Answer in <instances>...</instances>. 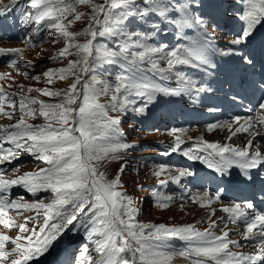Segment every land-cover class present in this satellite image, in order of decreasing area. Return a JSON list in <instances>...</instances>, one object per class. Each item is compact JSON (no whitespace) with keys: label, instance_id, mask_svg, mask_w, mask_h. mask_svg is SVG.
<instances>
[{"label":"snow or ice","instance_id":"1","mask_svg":"<svg viewBox=\"0 0 264 264\" xmlns=\"http://www.w3.org/2000/svg\"><path fill=\"white\" fill-rule=\"evenodd\" d=\"M75 2L89 4L92 8L93 23L80 32L69 31L67 24L63 22L68 13H75V19H80L81 16L72 3L65 4L64 0H30V7L35 13H25L23 16L24 23L34 22L39 25L44 22L65 38L67 43L60 50V56L70 54V49L74 48L80 59L69 61L66 68L48 69L43 73V76L49 77L53 72H57L61 79L66 78L68 74L75 76L74 82L63 93L41 90L44 95L52 97L63 94L61 102L45 103L21 94L18 101L20 119L11 125H0V164L18 159L23 151L37 154L38 159L47 165L45 168L25 172L10 179L5 178L3 169H0V226L8 230L19 229L14 238L0 231V264H29V261L35 257L47 252L53 242L69 230L70 226L75 227L74 222L81 214L88 221L82 226L89 240L94 243L95 252L99 256L94 258L93 255L88 254L85 246L79 253L78 264H136L137 254L142 264H172L176 255L189 259L190 264H209V261L214 264H264V212L256 210L252 199L244 204L234 203L222 208L233 223L243 220L246 226V231L243 233L245 239L259 240L256 247L260 251L250 254L230 248V245L235 248L241 245L239 241L228 238V231L222 230L219 235L213 233L211 229L216 227V221H212L209 228L203 231L192 224L167 226L133 223L138 209L133 207V198L119 190V174L113 179H108L106 172L101 171L97 163L109 154L113 159L120 158L117 154L121 150L132 147L128 143L110 142L112 137L108 133L117 134L116 126L120 120L119 117L109 116V111L123 113L129 106L136 104L137 98H143L145 103L133 108L134 111L143 113L148 104L155 99L156 93L180 95L195 88V83L179 72L175 73L180 82L177 88L152 83L142 74L144 70L140 68V63L145 60L149 61L151 71L165 78L177 65H189L193 60L215 68L216 65L212 63L209 53H219L234 58L240 70L239 74L225 72V79L221 82V88L228 85V91L236 93L233 99L242 91H247L249 87H258L264 92V73L260 74L259 83L256 79L257 52L253 46L258 27L264 25V0H241L244 8L238 14V19L243 23L234 37L228 41L226 50L209 45V48L203 51L196 46L185 44H178L168 50L166 45L155 46L148 43L152 38L149 33L123 30L126 21L130 18H138L146 22L152 15L167 17L173 11L180 13V21H178L180 27L193 24L204 26L207 21L203 15L193 14L191 11L193 7H199V4L193 3V0H188L187 3L179 6L170 5L168 0H141L142 7L137 4V0H104V3L75 0ZM16 3L17 0H11L12 5ZM115 9L123 10L117 13L113 11ZM7 11H10L8 6L0 7V16H4ZM71 23L72 21H68V24ZM97 25L99 28L96 27ZM152 28L155 32L159 29V25L154 24ZM80 36L88 38L83 43L76 42V38ZM98 36L120 37L123 43L119 51H113L104 44H94L93 41ZM133 37L136 39L133 40ZM133 47L141 50L130 51ZM0 53L18 55L19 49L0 48ZM150 54H157V59H152ZM260 55L264 58V42L261 44ZM119 58H123L129 69L134 70L128 76L118 78L114 90L104 81L98 80L95 75L90 81L81 84L82 73L89 71L95 73L105 62L116 63ZM160 61H166V69L159 66ZM11 64L15 65L16 60H12ZM3 75L0 74V78H3ZM33 79L39 80L40 77L36 76ZM48 82L51 83V80ZM77 85H80L79 89ZM110 90L113 94L109 104L98 103L97 97L107 94ZM196 90L213 91L212 88L204 85ZM78 100L81 102L77 107H73ZM6 103L13 110L17 107V100L13 98V94L7 93L3 87H0V114L11 119L12 112L5 110ZM36 104H39L38 108L31 107ZM259 107L264 109V102L260 103ZM37 113L44 117L46 123L39 126L27 123L25 115L34 116ZM234 119L238 126L231 132L229 140L232 136L242 132L247 133L253 128L251 117L243 123L240 122V117ZM258 119L259 123L264 125V115ZM50 120L58 126L48 123ZM225 126L231 128L230 124ZM216 127H218L216 124L208 125L209 130ZM183 131V129H172L174 142L169 145L164 155L181 150L184 141L177 133ZM3 142L11 143L14 148H4ZM252 144L253 141L249 140L245 146L240 147L200 138L199 147L207 152L206 156L194 155L192 149L185 150L183 154L189 159L203 160L209 168L215 169L222 175L228 174V170L236 165L241 170L240 182L255 188L259 180L258 190L264 193V173L254 174L252 171L264 168V151L251 150ZM123 169L124 165H121L120 172ZM165 170V166L160 165L159 171L154 172V175L159 176ZM13 171L18 172V169ZM188 175L192 173L180 170L178 176L169 178L179 180ZM161 183L165 181L162 180ZM17 185L22 186L33 196L49 190L53 195L48 202L44 200L25 202L23 198L10 200L5 194ZM255 195L254 190L253 199ZM155 199L161 207H166L165 204L160 203L159 193L156 194ZM196 199L211 203L213 198L205 193L204 196H198ZM214 199L220 200L219 193ZM9 210H16L17 216L22 215L24 210H36V215L25 216L24 222L18 223L9 215ZM41 215L43 221L39 225V231L36 230L35 225L29 229L27 222L34 220L39 224ZM145 230L149 231L146 233ZM118 237L122 238L119 243ZM167 237H179L187 242V246L178 252L163 251L161 249ZM129 238L137 241L139 246L131 247ZM157 241L159 243H155ZM9 242L14 245L10 250L6 248Z\"/></svg>","mask_w":264,"mask_h":264},{"label":"rangeland","instance_id":"2","mask_svg":"<svg viewBox=\"0 0 264 264\" xmlns=\"http://www.w3.org/2000/svg\"><path fill=\"white\" fill-rule=\"evenodd\" d=\"M224 1L227 5L228 1ZM64 2L65 4L72 3L77 12L81 14L80 19H75V13H68L65 15L63 22L67 24L69 31L80 32L84 28L88 27L90 23H93L91 18V5L76 3L75 0H64ZM168 2L170 5L179 6L187 3L188 0H168ZM93 3H104V0H93ZM193 3H198L199 7H193L191 9L192 13L202 14L203 18L207 22L209 21L211 25H206V23L204 26L193 24L192 26L185 25L184 27H180L178 23V21H180V13L173 11L167 17L152 15L146 22L140 21L138 18H130L128 21H126V26L123 30L149 33L152 38L148 41V43L155 46L166 45L168 50L173 49L178 44H188L189 46H196L203 51L208 49L209 45H214L216 48H219L221 43L227 40L229 36L227 30L235 34L240 25L243 23L240 20H234L235 15H238L243 10V7H241L240 3L236 4L235 11L226 9L225 4H220V0H193ZM137 4L141 7L143 6L141 0H137ZM4 6H8L10 11H7L4 16H0V19L2 20L3 24L4 20H7L6 24L10 27H12L13 19L17 20V18L20 16L23 18L25 13H35V10L31 9L30 7V0H17L15 5L11 4V0H0V7ZM122 10L123 9H115L113 11L119 13ZM204 10L206 11L203 14ZM11 14L12 17H10ZM101 19H103L102 16ZM68 21H72V23L68 24ZM154 24L159 25V29L155 32H153L152 28ZM96 27L99 28V25ZM194 27L203 28V30H205L208 35L198 32L195 33V35L192 34V36L189 37L188 31H194ZM21 30L23 31V35H21L22 39H7L5 37L0 38V48L19 49L18 55L15 53H0V58L7 62L4 66H0V74H4L3 78H0V87H3L7 93L13 94V98L17 100V107L15 110L11 109L7 103L5 104V110L12 112V118L9 119L7 116L0 114V125H11L20 119L21 113L19 112L18 101L21 94L29 98H36L38 101H44L45 103L61 102L63 100V94L61 96L52 97L49 95H44L41 90L47 89L49 91H60L63 93L67 91L70 85L74 82L75 76L68 74L66 78L61 79L60 74L57 72H53L49 77L43 76V73L48 69L55 70L66 68L69 64V61H76L80 59V57L76 55V49L74 48L70 49V54L60 56V50L65 47L67 42L64 37L56 33L55 29L49 28L44 22H41L39 25L35 24L34 22L27 24L23 22V29ZM7 32L11 33L12 28L8 29ZM87 38L88 37L84 36L77 37L76 42L83 43ZM134 39L136 38L133 37V40ZM93 43H101L110 50L119 51L123 40L120 37L98 36L93 41ZM137 50L141 49L135 47L130 49V51ZM8 54L10 55L11 59L8 57ZM150 55L152 59H157V54ZM209 57H212L211 53H209ZM12 60H16L15 65L11 64ZM165 63L166 61H160V67L166 69L167 64ZM192 63L180 68V65H177L178 67L176 66V70L174 69L173 72L166 75L165 78H161L159 74H155L153 71H151V65L148 60L141 62L140 68L144 70L142 74L146 75L147 79L154 84L168 88H177L180 82L177 76L174 75L176 72H179L182 73L186 79L194 82L195 88L188 92H182L180 95H166L163 93H156L155 99L152 101V103L148 104V107L146 108L145 112H143V114L133 110V108H138L142 106L143 103H145L143 98H137L136 104L129 106L123 113L115 111H109L108 113L109 116L119 117L120 120V123L116 126L118 129L117 134L113 135L112 133H108V135L112 137L110 142L128 143L132 145V147L127 150H121L117 154V156L120 158L113 159L112 155L109 154L105 159H102L97 163L99 169L106 172L108 179H113L119 174V190H122L130 195L133 198V207L138 209V212L134 215V219L132 221L135 224H156V222L159 224H165L167 226L192 224L198 230L203 231L209 228V225L212 221H216V227L211 229L212 232L213 230L220 231L222 228H224L223 223L219 220V217L215 213L216 211L220 212V206H217L213 212L209 210V207H211V203L209 202L207 205H200V203L196 201V198V200L194 199V201H191L192 203L184 201L182 199L183 197H180L179 195L183 187L182 177L179 179V181L169 178L170 176H178L180 170H189L187 156L183 154L184 151L188 149V146L185 145L186 141H189L192 138H196L197 140L204 138L209 142H220L222 140L219 130L215 131L216 129H208L209 124H216V121L211 119L214 108H210L211 105L216 104V99L211 95V92H209L211 94H207L206 92L208 91L196 90L199 89L201 85H204L206 87L212 88L213 90L216 89V91H220L221 81L216 80V78L219 77V74L211 69V65H205L200 61L196 62V60H193ZM200 66L201 68H198ZM133 70L134 69H129L123 58H119L116 63L105 62L95 71V73L92 71L82 73L81 75L83 78L81 80V84L90 81L92 76L95 75L98 80L104 81L110 85L112 90H114L116 83L118 82V78L130 75L131 71ZM36 76H39L40 79H33V77ZM49 80H51V83L48 82ZM77 88L79 89L80 85H77ZM112 90H110L105 95L98 96L97 102L108 105L113 94ZM120 98L121 100L123 99L122 96ZM80 102V100L77 101V103ZM75 106L76 105H73V107ZM31 107L38 108L39 104L32 105ZM205 107L208 109H205ZM150 115L156 116L155 118H150ZM260 116H262V114H260ZM25 119L27 123L36 126L46 123L44 117L40 116L38 113L34 116L28 117L25 115ZM48 123H52L53 126H58L54 121L51 120L48 121ZM174 128L184 129L182 135L181 133H178V135L181 136L182 140L186 141H184V143L181 145V150L170 152V154L164 155V152L169 149V145L173 144L174 142V137L172 135V129ZM214 132H216L215 136H213ZM193 142L194 144L192 145L197 146L196 144H199V140L196 141L193 139ZM3 147L6 149L14 148V146L9 142H3ZM197 147L198 152L196 151L194 155L202 156L201 150H204L202 148L200 149L199 145ZM196 160L203 163V161L200 159ZM121 165H124L122 172H120ZM160 165H164L165 169H168L169 171L165 170L162 173L163 175H154V172L159 171ZM197 165L198 164H196V166ZM4 166H6V171H12L10 174L5 175L3 170L5 178L9 179L15 178V176L21 175L25 172L36 171L40 168L47 167L44 161L38 159L37 154L26 153L23 151H21V155L18 159L12 160L10 163H3L2 167ZM173 168L175 171H173ZM14 169H18V172L13 171ZM162 180L165 181V184L161 183ZM212 182L213 180L211 178L208 179L205 183V186L203 187V190H205L208 185H211ZM166 184L169 185L167 186ZM162 185L166 187L164 188ZM157 193L161 194L160 203L166 204V208L161 207L156 202L155 197ZM5 195H7L10 200H18L23 198L25 202H32L34 200H44L45 202H48L53 194L49 190L39 192L33 196L22 186L17 185L13 186V188H11ZM214 203L218 204L215 202V200ZM10 214L16 219L18 223H22L24 222L25 216H35L36 210H24L20 216H17L16 210H9V215ZM42 221L43 217L41 215L39 224H37L36 221L31 220L27 222V227L32 229L35 225L36 230L39 231V225L42 224ZM87 222L88 221L83 214L79 215L77 221L74 222L75 227L70 226L69 230H66L61 234L57 241L53 242L47 252L35 257L33 260L29 261V264H78L79 253L84 249L85 246H87L88 254L93 255L94 258L99 256V254L95 252L94 243L89 240L85 229L82 226ZM0 228V231L4 230L6 234L13 238L19 232L18 228H12L11 230L4 229L3 226H0ZM148 231L149 230H145L146 233ZM25 235H27V233H25ZM121 239V237L117 238L118 243L121 241ZM129 239L131 240V238ZM155 243L159 242L157 241ZM164 244L170 245L168 246L169 248L175 247L180 250L181 248L187 246V242L179 237H167ZM130 246L138 247L139 245L137 241L131 240ZM12 247H14V245H12L10 242L6 244L7 249L10 250ZM164 248L165 247H163L161 250L166 251ZM186 261L188 264H190L189 259ZM136 264H142V262L138 259V254Z\"/></svg>","mask_w":264,"mask_h":264},{"label":"bare ground","instance_id":"3","mask_svg":"<svg viewBox=\"0 0 264 264\" xmlns=\"http://www.w3.org/2000/svg\"><path fill=\"white\" fill-rule=\"evenodd\" d=\"M2 2H4V1H2ZM216 40V39H215ZM223 40V39H222ZM214 42V41H213ZM216 43H218V42H216ZM196 44V43H195ZM188 45V44H187ZM191 46H193V45H191ZM214 46V45H213ZM216 47V46H215ZM4 55V54H3ZM5 62V61H4ZM197 62V61H196ZM166 64V63H165ZM193 64V63H192ZM194 65V64H193ZM160 66V65H159ZM163 66H165V65H163ZM162 66V67H163ZM183 66H185V65H181V66H179V68L180 67H183ZM195 66V65H194ZM178 67V66H177ZM145 68V67H144ZM167 68V67H166ZM188 68H190V67H188ZM194 69V68H193ZM176 70V69H175ZM189 70V69H188ZM191 70V69H190ZM199 71V70H198ZM187 73V72H186ZM197 73V72H196ZM195 73V74H196ZM202 73V72H201ZM156 74V73H155ZM206 75V74H205ZM210 75V74H209ZM174 76H176V75H174ZM202 76V75H201ZM197 77V76H196ZM159 78V77H158ZM202 78V77H201ZM200 78V79H201ZM209 78V77H208ZM207 79V78H206ZM171 80V79H170ZM203 80V79H202ZM205 80V79H204ZM16 81V80H15ZM161 81H163V80H161ZM195 81V80H194ZM13 82V81H12ZM200 82V81H199ZM202 82V81H201ZM14 84V83H13ZM211 85V84H210ZM4 86H6V85H4ZM20 86V85H19ZM45 86V85H44ZM10 87H12V86H10ZM46 87V86H45ZM23 89V88H22ZM11 90V89H10ZM216 90V89H215ZM23 91V90H22ZM26 91H28V90H26ZM191 91V90H190ZM195 91V90H194ZM21 92V91H20ZM24 92V91H23ZM35 92V91H34ZM188 92V91H187ZM196 92V91H195ZM22 93V92H21ZM33 94V93H32ZM38 94V93H37ZM184 95V94H183ZM194 95V94H193ZM165 96V95H164ZM46 98V97H45ZM206 98V97H205ZM203 99V98H202ZM201 99V100H202ZM162 100H164V99H162ZM173 100V99H172ZM204 100V99H203ZM202 100V101H203ZM208 100V99H207ZM158 101V100H157ZM199 101V100H198ZM205 101V100H204ZM140 102V101H139ZM138 102V103H139ZM145 102V101H144ZM166 103V102H165ZM169 103V102H168ZM172 103H174V102H172ZM192 103V102H191ZM208 103V102H207ZM196 104V103H195ZM156 105V104H155ZM180 105V104H179ZM189 105V104H188ZM201 105V104H200ZM152 106V105H151ZM207 107H205V109H206ZM210 108H212V107H210ZM203 109V108H202ZM204 109V110H205ZM208 109V108H207ZM184 110V109H183ZM212 110V109H211ZM149 111H152V110H149ZM192 112V111H191ZM260 113L262 112V113H264V109H262V110H260L259 111ZM143 114V113H142ZM185 114V113H184ZM147 115H149V114H147ZM165 115V114H164ZM13 116H15V115H13ZM151 116V115H150ZM196 116V115H195ZM28 117V116H27ZM144 117H146V116H144ZM147 117H149V116H147ZM152 117H154V116H151L150 118H152ZM187 117V116H186ZM15 119V118H14ZM205 119V118H204ZM28 120V119H27ZM10 121V120H9ZM203 121V120H202ZM207 121V120H206ZM197 122V121H196ZM34 124V123H33ZM228 124H230L231 125V128H229V127H226V126H223V127H220L221 129V131H222V133L224 134V139L223 140H221V141H225V137L227 136V135H225V131L227 130V128H229V130L231 131L232 130V128H233V125H234V123H228ZM227 124V125H228ZM5 125V124H4ZM196 125V124H195ZM204 127H206V126H204ZM207 128V127H206ZM217 128H219V127H217ZM217 128H216V131H218L217 130ZM179 129V128H178ZM203 129V128H202ZM184 130V129H183ZM188 130V129H187ZM191 130V129H190ZM201 130V129H200ZM203 131V130H202ZM160 133V132H159ZM183 133V132H182ZM182 133H181V135H182ZM189 133V132H188ZM206 133V132H205ZM215 134H216V132H214L213 133V136H215ZM220 134V133H219ZM177 135H178V133H177ZM169 136V135H168ZM190 136V135H189ZM174 137V136H173ZM191 138V137H190ZM212 138V137H211ZM172 139V138H171ZM184 139V138H183ZM192 139H194V140H196V141H198L196 138H192ZM204 139V138H203ZM208 139V138H207ZM210 139V138H209ZM218 139V138H217ZM162 140V139H161ZM205 140V139H204ZM183 141H186V140H183ZM216 141H218V140H216ZM196 143V142H195ZM197 146L199 145V144H196ZM187 146V145H186ZM188 148V147H187ZM193 148H196V146H194ZM185 149V148H184ZM201 149V148H200ZM198 152V151H197ZM178 153H180V152H178ZM170 154V153H169ZM201 156V155H200ZM167 157V156H166ZM163 158V157H162ZM188 158V157H187ZM29 159V158H28ZM180 159V158H179ZM198 161V160H197ZM203 161V160H202ZM178 162V161H177ZM185 164V163H184ZM27 165V164H26ZM182 165V164H181ZM166 166H167V164H166ZM185 166V165H184ZM198 166V165H197ZM27 168V167H26ZM171 168V167H170ZM34 169V168H33ZM21 170V169H20ZM168 170V169H167ZM166 170V171H167ZM169 171V170H168ZM171 171V170H170ZM173 171H175V169L173 168ZM194 171H195V169L193 168V166L191 165V164H189V172L190 173H192V175H188L186 178H183V181H186L187 183L189 182L190 183V187L192 188V189H195V188H197V187H199L200 185H199V183H197V182H195L194 180H193V173H194ZM171 174V173H170ZM163 175V174H162ZM165 177V176H164ZM169 179V178H168ZM163 180H165V179H163ZM179 181V180H178ZM168 183V182H167ZM165 184V183H164ZM181 184V183H180ZM167 186L169 185V184H166ZM161 186V185H160ZM163 186V185H162ZM174 186V185H173ZM176 186H177V184H176ZM164 187V186H163ZM166 187V186H165ZM164 187V188H165ZM178 187V186H177ZM163 188V189H164ZM179 189V188H178ZM194 193H195V191H193ZM174 193V192H173ZM205 193H207V195L208 196H210L211 195V193H208V192H196V194H195V198H197L198 196H204V194ZM161 195V194H160ZM177 195V194H176ZM175 197V196H174ZM178 197V196H177ZM172 199V198H171ZM183 199V198H182ZM213 199H214V197H213ZM177 200V199H176ZM196 200V199H195ZM197 201V200H196ZM186 203V202H185ZM192 203V202H191ZM170 204H171V202H170ZM166 205V204H165ZM177 205V204H176ZM189 205V204H188ZM207 205V204H206ZM232 204H226L225 206H231ZM173 206V205H172ZM187 206V205H186ZM199 206V205H198ZM166 208V207H165ZM184 208V207H183ZM208 208V207H207ZM169 209V208H168ZM176 210V209H175ZM185 210V209H184ZM204 210V209H203ZM206 210V209H205ZM217 212V211H216ZM165 213V212H164ZM187 213V212H186ZM211 213V212H210ZM202 214H204V213H202ZM11 215V214H10ZM167 215V214H166ZM191 215V214H190ZM222 216H223V212H222ZM169 217V216H168ZM209 217V216H208ZM214 218H215V216H214ZM163 219V218H162ZM167 219V218H166ZM179 219V218H178ZM184 219V218H183ZM213 219V218H212ZM180 221V220H179ZM178 221V222H179ZM153 222V221H152ZM177 222V221H176ZM191 222V221H190ZM194 222V221H193ZM154 223V222H153ZM156 224H159V223H157L156 222ZM170 224V223H169ZM202 224V223H201ZM196 225V224H195ZM221 225V224H220ZM177 226V225H176ZM179 226V225H178ZM208 226V225H207ZM1 229V228H0ZM8 230V229H7ZM1 231H4V230H1ZM214 231V230H213ZM221 231V230H220ZM8 233V232H7ZM12 236H14V235H12ZM175 241H176V239H175ZM186 242V241H185ZM173 244V243H172ZM178 244V243H177ZM180 245H181V243H180ZM179 245V246H180ZM170 246V245H169ZM178 246V245H177ZM134 247V246H133ZM137 247V246H136ZM186 247V246H185ZM175 248V247H174ZM184 248V247H183ZM182 249V248H181ZM187 259H185V258H183V257H180V256H178V255H176V256H174V258H173V261H172V264L173 263H176V264H188V262L186 261ZM209 264H214V263H209Z\"/></svg>","mask_w":264,"mask_h":264}]
</instances>
